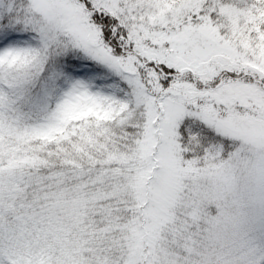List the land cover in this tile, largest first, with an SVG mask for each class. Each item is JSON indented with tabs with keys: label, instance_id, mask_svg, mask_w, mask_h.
Returning a JSON list of instances; mask_svg holds the SVG:
<instances>
[{
	"label": "snow or ice",
	"instance_id": "1",
	"mask_svg": "<svg viewBox=\"0 0 264 264\" xmlns=\"http://www.w3.org/2000/svg\"><path fill=\"white\" fill-rule=\"evenodd\" d=\"M0 264H264V0H0Z\"/></svg>",
	"mask_w": 264,
	"mask_h": 264
}]
</instances>
